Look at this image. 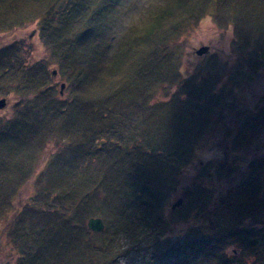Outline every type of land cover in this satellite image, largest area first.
I'll list each match as a JSON object with an SVG mask.
<instances>
[{"label":"trees","instance_id":"16d2710c","mask_svg":"<svg viewBox=\"0 0 264 264\" xmlns=\"http://www.w3.org/2000/svg\"><path fill=\"white\" fill-rule=\"evenodd\" d=\"M113 4L114 0H0V32L27 20H39L44 51L57 64L60 79L70 91L65 99L53 96L49 91L53 81L45 63L32 68L12 44L0 50V95L12 94L17 102L13 119L0 125V153H7L5 158L13 163L0 164V223L4 226L0 231L9 232V242L19 254L16 264H111L114 250L110 242L97 246L92 238L95 232L87 229L85 217L115 220L114 227L120 224L126 230L129 214H154V219L144 218L143 227L130 235L134 242L142 237L155 240V233L149 232L151 225L165 228L163 203L175 193L180 170L203 133L205 120L196 104L208 101L195 96L198 90L204 93L196 86L192 93V88L186 91L185 106L178 101L180 107L173 112L162 101L150 102L159 87L163 90L176 83V73L171 71L175 65L168 67L161 60L172 37L202 16L215 14L236 26L237 41L264 59V0H163L145 30L107 57L104 11ZM258 38L261 46L253 43ZM173 52L177 50L173 48ZM204 79L207 82L208 76ZM192 103L195 110L191 114ZM203 112L208 111L204 108ZM135 113L140 114L143 127L133 128L129 139L119 141L116 124ZM30 120L34 126L28 124ZM47 122L57 126L44 125L46 131L42 132L41 126ZM55 132L67 139L66 146L39 172L42 144ZM110 138L115 146L96 170L98 176L79 178L76 171L81 156L91 153L97 140L103 144ZM35 173H39L36 193L25 204L19 187ZM207 188L198 192L196 204L210 200L212 190ZM239 188H245L247 194V213L254 211L257 216L264 200L256 201L246 185ZM145 194L158 200V207L150 213L141 207L147 202ZM208 215L202 217L203 223L187 227L185 236L191 238L185 243L164 236L162 243L153 242L156 248L146 264H185L194 250L204 256L214 254L216 260L230 264L224 248L234 239L252 242L249 251L257 256V262L264 259V229L259 233L257 223L240 233L239 229L219 227Z\"/></svg>","mask_w":264,"mask_h":264},{"label":"rangeland","instance_id":"374dc122","mask_svg":"<svg viewBox=\"0 0 264 264\" xmlns=\"http://www.w3.org/2000/svg\"><path fill=\"white\" fill-rule=\"evenodd\" d=\"M162 4L163 0H114L113 7L107 12L104 11L106 20L104 41L105 49H107L105 55L110 57L118 53L117 51L123 49L122 46H125L128 39H134L140 30H145L151 23V17L155 15L156 9ZM39 24V20H27L7 32H0V50L12 44L17 48L16 54L26 58L32 68L38 67L35 66L36 64L45 63L53 81L49 91L53 96L65 99L70 91L66 81L60 79L57 64L47 57L44 51L39 36ZM236 29V26L231 23H224L223 18L208 13L193 22L191 26L185 27L179 35L172 37L169 41L172 44H169L162 53V63L168 67L175 65L176 68H172L171 71L176 73L177 80L170 87L165 85L166 88L163 90L159 87L158 92L152 94L153 99H150V102L151 100L152 102L162 101L166 109L173 112V109L179 105L178 101L182 102L180 105L182 106L188 100L189 92L186 93V91L192 88L191 91L189 90L192 93L196 86L200 87L204 93L198 90L195 96L208 100L203 102L199 100L196 104V109L199 112L202 111L200 114L205 120L203 133L198 139L194 153L180 170L175 193L163 203L162 218L166 221L165 228L156 225L154 229L151 225L149 232L155 233V240L151 239L150 242L148 238L142 237L134 242L130 236L143 227L144 218L154 219V214L150 217L145 213L129 214L126 221L129 228L126 230L122 229L119 223L118 227H114L115 220L109 222L99 216L101 220H104L102 221L103 224L105 223L104 228L101 231H90L95 232L92 238L97 242V246L110 242V248L114 250L111 264H146L156 248L155 245L152 246L153 242L162 243L163 236L168 237L171 242L178 238L180 243L191 238V236H185V230H188L189 225L203 223L202 217L208 212L217 225L226 230L235 228L242 233L246 230L245 228L253 227L256 223L259 233L264 229V207L257 216L254 211L247 213L248 209L244 208L247 194L243 193L245 188H239L241 185H246L249 191L253 192L256 201L264 200V59L257 56L251 47H246L237 41ZM253 43L257 46L262 44L260 38ZM200 46H207L208 50L201 55L195 54L194 50ZM173 48L177 52H173ZM164 64L163 67H166ZM52 70L57 72L51 75ZM207 76L208 80L205 82L204 77L207 78ZM61 82L65 83L62 90ZM209 85L211 89H204ZM173 95L175 99L177 97V100L172 101ZM2 97L6 98L7 104L0 109V125L5 126V122L13 119L14 106L17 102L12 94L0 95V98ZM224 98L226 103H223ZM194 105L195 103H192V107L190 106L191 114L195 110ZM204 108L208 111V115L203 112ZM141 120L139 113L120 120L114 128L121 133L117 139L121 142L129 139L133 128L143 127L144 123ZM47 123L42 124V132L46 131L44 125L45 127L57 126V123ZM28 124L34 126V121L30 120ZM191 133L194 134L193 131ZM24 136H26L25 133L22 137L23 146L26 145ZM66 143L67 139L57 132L45 139L41 148L39 172H43L49 161L66 146ZM91 146V153L81 156L82 163L76 171L79 178L98 176L99 171L96 172V170L101 167L104 157L115 144L110 138L103 144H99L97 140ZM5 154L7 153L1 151L0 164L12 165L13 163L5 158ZM29 167L30 163H27V170ZM37 175L39 173H35V176L31 175V178L29 175L24 184L19 187L25 204L31 202L36 193ZM75 180L77 181V178ZM38 181H41V178ZM66 182L68 181L64 183ZM207 187L212 190H209L212 197L206 203L196 204L199 201V193ZM96 190L98 188H95ZM92 193L93 190L90 195ZM145 196L147 202H144L141 207L150 213L149 210L158 207L156 205L158 200L149 198L146 194ZM178 198H181V204L171 208ZM92 204L95 207L96 203L92 202ZM139 210L143 211L141 208ZM87 218L85 217V224ZM2 228H4L3 222L0 223V229ZM8 233L5 231L2 234L0 231V264H16L19 260L18 251L14 248V244L9 242ZM109 233L110 239L107 237ZM253 247L252 242L243 240L237 242L234 239V241L226 242L223 248L230 258H228L230 264H264V259L257 262V256L249 251ZM234 249L235 252H232ZM262 253L261 251L260 254ZM206 254L208 256H204L199 250H194L187 257L185 264H223L216 260L214 254ZM99 256L97 253L96 257Z\"/></svg>","mask_w":264,"mask_h":264},{"label":"water","instance_id":"95a60500","mask_svg":"<svg viewBox=\"0 0 264 264\" xmlns=\"http://www.w3.org/2000/svg\"><path fill=\"white\" fill-rule=\"evenodd\" d=\"M208 50L207 46H200L199 48L195 49V54L201 55L205 53ZM53 74L55 71L52 72ZM64 87V84H60V89L62 90ZM7 104V100L5 97L0 98V109L4 108ZM181 204V198H178L174 203L171 205V208H175L176 206H179ZM86 227L88 230L92 231H101L104 228V224L99 217H89L86 221Z\"/></svg>","mask_w":264,"mask_h":264}]
</instances>
